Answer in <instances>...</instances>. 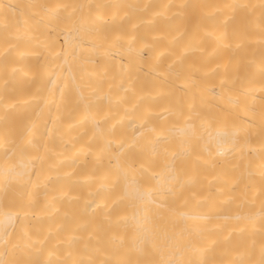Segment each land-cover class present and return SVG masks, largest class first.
I'll return each instance as SVG.
<instances>
[{
    "label": "bare ground",
    "instance_id": "bare-ground-1",
    "mask_svg": "<svg viewBox=\"0 0 264 264\" xmlns=\"http://www.w3.org/2000/svg\"><path fill=\"white\" fill-rule=\"evenodd\" d=\"M0 264H264V0H0Z\"/></svg>",
    "mask_w": 264,
    "mask_h": 264
}]
</instances>
